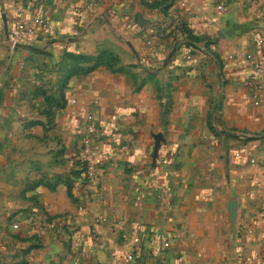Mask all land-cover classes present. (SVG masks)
Returning <instances> with one entry per match:
<instances>
[{
    "label": "crops",
    "instance_id": "1",
    "mask_svg": "<svg viewBox=\"0 0 264 264\" xmlns=\"http://www.w3.org/2000/svg\"><path fill=\"white\" fill-rule=\"evenodd\" d=\"M222 1L223 11L215 0H0V264H158L165 232L172 264L264 259V166L252 162L264 158V63L254 84L248 59L264 55V0ZM37 2L50 28L13 48ZM139 24L162 37L149 45ZM103 52L116 68L67 79ZM61 94L62 107L46 100ZM89 114L116 135L99 142L119 165L106 159L85 182L71 172Z\"/></svg>",
    "mask_w": 264,
    "mask_h": 264
},
{
    "label": "built area",
    "instance_id": "2",
    "mask_svg": "<svg viewBox=\"0 0 264 264\" xmlns=\"http://www.w3.org/2000/svg\"><path fill=\"white\" fill-rule=\"evenodd\" d=\"M216 8L218 10L223 11L225 9V4L222 0H215ZM37 9L35 12H33V16L30 21H26L24 19H19L17 21L16 28L13 32V36L11 39L12 47L15 48L20 40L23 38L24 34H37L38 28H47L49 29L51 26V19L48 15V13L44 10L43 6L39 5V2L36 3ZM78 15V22L75 24L72 28V30L75 32V34L80 33L82 30L81 25H86L88 23V7L85 9H78L77 10ZM136 31L138 34H140L142 37L145 38L147 43L149 45H153L155 40L157 38L162 37V33L159 31V29L155 26H145L142 24L137 25ZM188 53H191L192 48L189 47ZM190 55V54H189ZM248 59L251 62V68H252V82H255L263 75V63H264V55L256 56L254 54H248ZM253 84V85H254ZM112 137L113 139H116L115 134H109L104 128L100 127L96 121V118L93 114H89L86 118V121L82 128V141H81V147H80V159H82L85 169V176L87 179H93L98 177L101 172L103 171L105 167V162L108 160L110 161L111 165L113 167H116L119 165L118 160V150H115V155L113 154H105L103 152V149L101 147V144L99 142V139L103 136ZM107 159V160H106ZM158 162V171L161 173H165L166 169L170 165V159L165 156H160L157 158ZM253 164H258L260 166H264V158L262 159H252ZM28 222L32 221L31 217H28ZM15 229L20 228V224L16 223L14 224ZM155 243L159 245L161 248V254L159 257V263L158 264H172L171 260L169 259L168 255L164 252L170 250L173 247V237L165 232L159 234L155 238ZM80 245V239L77 238L74 242V247H78ZM134 257L133 254H129L127 258L129 260H132ZM230 264V263H229ZM235 264V263H232ZM236 264H264V259L262 260H256L250 257H242L240 261Z\"/></svg>",
    "mask_w": 264,
    "mask_h": 264
},
{
    "label": "trees",
    "instance_id": "3",
    "mask_svg": "<svg viewBox=\"0 0 264 264\" xmlns=\"http://www.w3.org/2000/svg\"><path fill=\"white\" fill-rule=\"evenodd\" d=\"M196 39L193 38L192 36H190V40H188L186 42V47L189 48H193L195 47ZM68 57L72 60H74L75 62H88L90 61V58L86 55L80 54V53H69ZM142 63L145 65L147 64L145 62V60H141ZM118 63V58L111 52H103L95 61L94 65L91 67H81V66H76L75 68L71 69L68 75L69 79L72 75H75L77 73H88L89 71L93 70L94 68L98 67L99 65L102 64H108L110 66H112L113 68H116V65ZM155 68H157V66H155ZM138 88H140V85L138 86ZM46 100L48 102H53L55 105H57L58 107H62L64 106V103H62L61 101L63 100V94L60 95V98L51 95V96H46ZM77 167L75 169L72 170L71 175L73 179H83L85 182L88 181V179L85 176V168L82 167L84 165L83 162L79 161L77 162ZM60 180V179H59ZM67 185H68V189L70 191V195L73 196L72 193V188H73V182L71 179H67L66 181ZM55 186H52V188H54Z\"/></svg>",
    "mask_w": 264,
    "mask_h": 264
},
{
    "label": "rangeland",
    "instance_id": "4",
    "mask_svg": "<svg viewBox=\"0 0 264 264\" xmlns=\"http://www.w3.org/2000/svg\"><path fill=\"white\" fill-rule=\"evenodd\" d=\"M210 128L212 129V131H213L214 133H216V134L219 133V130L217 129V126H216L215 123L213 122V118H212V117H210ZM79 151H80V149H79ZM158 157H159V156H158ZM79 161L83 162L82 159H80V158L77 159L76 164H75L76 167L78 166V165H77V162H79ZM155 165L158 166V162H157V161H156ZM157 166H156V167H157ZM76 167H75V168H76ZM58 223H59V222H57V221H52V222H51V227L58 226ZM14 229H15V228H14Z\"/></svg>",
    "mask_w": 264,
    "mask_h": 264
},
{
    "label": "water",
    "instance_id": "5",
    "mask_svg": "<svg viewBox=\"0 0 264 264\" xmlns=\"http://www.w3.org/2000/svg\"><path fill=\"white\" fill-rule=\"evenodd\" d=\"M129 45H130V47L133 49V51L137 54V56L139 57L138 52L136 51V49L134 48V46H133L130 42H129ZM172 55H173V52H172V53L170 54V56L168 57V59H167L165 65L168 64V62H169V60L171 59ZM157 141H158V142H157V146H156L155 159H157L158 156H159L158 149H159V145H160V136L157 137Z\"/></svg>",
    "mask_w": 264,
    "mask_h": 264
}]
</instances>
